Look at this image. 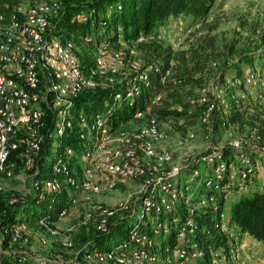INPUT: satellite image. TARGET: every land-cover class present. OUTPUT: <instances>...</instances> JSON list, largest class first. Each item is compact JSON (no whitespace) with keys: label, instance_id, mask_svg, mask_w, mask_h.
Masks as SVG:
<instances>
[{"label":"built area","instance_id":"obj_1","mask_svg":"<svg viewBox=\"0 0 264 264\" xmlns=\"http://www.w3.org/2000/svg\"><path fill=\"white\" fill-rule=\"evenodd\" d=\"M64 12L63 0H19L12 7L5 3L0 9V176L3 178L15 176L11 156L16 151L26 164L33 165L46 137L49 112L55 113L56 119L48 136L54 139L53 150H58L55 140L75 127L68 108L74 107L75 98L83 90L116 87L115 103L125 102L132 107L153 85L154 74L164 87L179 84L182 79L175 76L171 67L146 65L136 46L154 40L166 44V38L170 37L169 44L181 49L203 23L193 21L172 36L162 27L157 32L141 34L133 44L120 39V32L115 41L86 34L83 40L92 47L93 62L85 67L76 52V42L57 32L58 18ZM93 13L94 8L89 13L76 12L71 21L88 22ZM213 17L214 13H210L206 20ZM173 24L177 22L174 20ZM116 44L120 47L115 48ZM163 90H153L126 121L115 120L108 113L78 115L76 125L83 142L81 156H76V148L68 147L64 155L53 161L46 177H35L41 172L36 166L31 179L33 188L41 193L68 186L71 207L83 209L80 218L65 233H61L58 223L66 218L68 209H62L56 221L39 220L42 228L38 233L39 244L45 247L56 242L65 253L53 255L49 251L39 256L20 249L11 264L250 263L248 234L232 223L227 202L255 185L258 157L264 156V137L256 127L250 134L226 128L223 116L240 103L249 113L258 114L257 101L264 106V76L255 69L247 70L242 76L225 74L219 82L213 81L196 93L187 94L186 108L172 105L171 110L185 112L173 116L172 127H187L188 120L196 113L206 140L205 152L191 161L177 160L176 164L175 150L194 140L196 132L193 127H187L185 134L171 140L165 128L167 121L162 119L170 115L158 114L166 99ZM215 117L222 118L219 128L214 125ZM219 129L230 133L222 146L213 140ZM226 148L230 151L228 155ZM65 155L69 158L67 162H63ZM200 164H203L201 168ZM127 182L141 184L136 192L127 193L111 206L93 200L94 196L111 193ZM140 203L143 212L138 216ZM202 215H206L205 221L200 222ZM128 218L134 221L119 242L104 247L90 238L75 246L74 237L82 227L89 229L93 225L98 235L108 236L118 223H125ZM29 233L26 222L2 227V236H8L11 244H29ZM66 253L71 256L69 260Z\"/></svg>","mask_w":264,"mask_h":264},{"label":"trees","instance_id":"obj_2","mask_svg":"<svg viewBox=\"0 0 264 264\" xmlns=\"http://www.w3.org/2000/svg\"><path fill=\"white\" fill-rule=\"evenodd\" d=\"M63 1L65 3V12L58 18L59 26L56 27L57 32L58 34L64 33L66 37L76 42V46L78 47L76 52L85 67L90 66L93 62L92 47L83 40L86 34H93L96 39L105 37L111 41H115L117 40V33L120 32L122 36L120 39L128 42V44H133V41L141 34L147 35L148 33L157 32L171 18L181 16H192L193 21L198 20L203 22L201 27L194 31L191 36L205 28L214 30L217 27L215 22H211L214 17L210 21L206 20L209 14L213 13L217 0ZM17 2L19 0H0V9L3 8L5 3H9L12 7ZM119 5L121 6L120 9L118 8ZM92 8H94V13L90 16L88 22L71 21V17L76 12L84 11L85 13H89ZM259 26L261 25L259 24ZM246 29L251 30L250 32L255 31L254 26L252 28L247 27ZM246 38L244 37V39ZM118 47L120 45L116 44L115 48ZM136 47L138 56L142 58L146 65L160 64L162 68L171 67L175 76H179L182 81L177 85L168 84L164 87L158 81L157 75L154 74L153 85L142 93L140 102L132 107L127 106L125 102H121L120 104L115 103L113 96L116 87H96L83 90L75 98V110L71 112V118L75 123V127L72 131H68L62 138L58 139V150H53L54 139L46 134L41 150L34 158V167L38 166L41 169L40 174L35 177H46L50 173L53 161L58 155H64L66 148L74 147L78 151L83 148V142L79 138V128L76 125L78 115L81 112H84L86 116L93 113H108L115 120L118 118V120L126 121L134 110L142 105L144 99L153 93V90L159 91L167 88L168 97L171 96L175 101H178L180 100L181 91L187 87L204 85V82L207 81L209 76L215 73L216 69H220L217 71H220V76L224 77L227 70H234L238 72V75H242L243 67L249 66L255 68V66H258L259 73L264 76V34L260 37L258 36L256 43H247L240 38H232L224 41V39L207 33L198 36V38L189 43L186 49L182 50H175L171 44L166 45L162 41L155 40L138 44ZM233 57L235 59L231 62L230 58ZM217 59L221 60V64H218ZM164 107L158 111L161 117L183 114V112L178 110H168L167 105ZM233 107L229 115L223 116L225 117L224 121L227 123L226 128L232 127L239 134H250L254 127H256L258 134L264 137V118L261 116L262 119H259V113H249L248 109L242 103L238 106L234 104ZM55 119L56 116L54 113L53 121ZM215 119L217 122L214 125L219 128L218 122L222 118L215 117ZM53 124L50 122L49 126L52 127ZM224 151L226 155L230 152L228 148L224 149ZM50 156L53 159L46 162L45 160ZM72 161L75 162L74 160ZM13 171L15 175L14 168ZM69 191L70 188L64 186L60 191H45L41 193V191L35 190L30 183V192H27L26 195L10 197L6 202L0 203V233L2 234V227L4 225L18 221L26 222L29 227L31 240L42 229L39 225L40 219L46 218L50 221H56L58 220L59 212L65 208L68 209L66 218H70V211L74 207H71ZM13 198L16 200L10 202ZM227 208L233 224L254 239L264 242V180L256 185L255 179V185L249 192L235 194L227 202ZM205 217L206 215L199 217L200 222L205 221ZM33 224H35L36 229L31 228ZM129 227L130 224L126 225V223L120 222L108 236L98 235L93 225L89 229L82 227L74 237L75 246L82 245L90 238H95L99 246H102L106 237L119 238L121 240L126 235ZM218 238L215 241H218ZM210 241L212 240L210 239ZM2 242L4 245L8 244L10 247L21 245L20 243L11 244L8 236H2ZM171 242H174V238H171ZM23 245L25 246L26 244ZM14 255L2 256V264H11L13 257H15Z\"/></svg>","mask_w":264,"mask_h":264},{"label":"rangeland","instance_id":"obj_3","mask_svg":"<svg viewBox=\"0 0 264 264\" xmlns=\"http://www.w3.org/2000/svg\"><path fill=\"white\" fill-rule=\"evenodd\" d=\"M214 13V19L211 21L212 23H216L217 27L214 30H208V28L203 29L202 31L195 33L190 38H187L186 41H184V47L179 48L175 50H182L186 49L190 42L194 41L198 36L209 33L210 35L216 36L220 39H224V41H228L229 39H242V41H246L247 43H252L258 40V36L260 37L262 34H264V0H217L216 6L213 9ZM175 22L177 24H173L172 22H169L166 24L163 29L168 31L170 35L172 36L177 30L183 29L185 26L193 22L192 16H181L180 19H176ZM210 22V23H211ZM251 24V26H250ZM259 24L261 26H259ZM178 25V26H177ZM255 31L250 32L247 30V27H253ZM208 27V26H207ZM244 37H247L244 39ZM170 42V37L166 38V45H168ZM235 58H230L231 62ZM218 64H221V60L217 59ZM249 69H255L258 70V66H255V68L245 66L243 67L242 75ZM220 69H216L215 73L213 75L209 76L207 78V81L204 82V85L210 84L213 81L219 82L221 76L218 75L220 71H217ZM237 71L234 70H227L225 74H237ZM239 75V76H242ZM202 85H196L193 87H187L183 91H181L180 97L178 101H175L173 97H168V90L165 88L163 90L165 95V102L164 106L167 105L168 110H171L170 107L172 105L176 104L177 106H180L182 108H186L185 104V98L187 94L190 93H196ZM188 91V92H187ZM257 109L259 110V119L261 116L264 115V106L261 101H257ZM162 106L163 108H165ZM75 110V107L68 108V113H71ZM196 112V111H194ZM183 114L185 112L183 111ZM196 114V113H195ZM94 115V113H93ZM53 112H49L48 114V124L47 128L44 130L45 134H50L53 131V125L52 127L49 126V123L52 122L53 124ZM174 115H170L167 118H162L163 120L167 121L165 123V128L167 129V132L169 134V137L171 140L176 138L180 134L186 133L187 127H193L192 129L195 130L196 136L194 140L189 141L185 146L179 147L174 152V164L178 163L177 160H182V158H189L188 160H192L195 156H198L200 153L205 152V145L206 140L203 138L204 130L203 127L198 123L197 115L192 114V118L188 120L187 127L180 129V128H173L174 126L173 119ZM171 119V120H170ZM262 119V118H261ZM230 133L225 132L223 129H219L218 133L214 134L213 140H215L219 145H224L226 140L229 138ZM55 137H57V133L55 131ZM55 146L58 144V139L55 140ZM197 154V155H196ZM76 156H81V150H76ZM59 157H57L58 159ZM53 157H48L45 161L52 160ZM69 160L68 156H64L63 162H67ZM259 162V171H258V184L264 180V156L258 157ZM12 166L15 170V177L13 178H3L0 176V183L3 184V190L0 191V203L6 202L8 198L10 197H18L21 195H26L27 192H30V183L32 179V175L34 174L35 167L34 165L26 164L24 161V158L20 154V152H16L13 154L11 158ZM203 164H200V168ZM184 176V173H183ZM141 183L140 182H127L122 183L118 189L115 191L108 193V194H99L93 197V200L102 204H108L109 206L113 205L118 199H121L123 196H125L127 193H134L138 190V187ZM82 207L76 206L73 210L70 211V218H64L59 221L58 228L61 230V233H65V230L70 226L72 222H75L80 218L82 215ZM138 216L143 212L142 203H140L138 208ZM134 221L133 218H128L125 223L131 224ZM35 224H33L34 226ZM31 228H35L36 226ZM38 230V229H37ZM36 230V231H37ZM36 236L38 234H35ZM34 237L31 239V242L27 245H21L10 247L8 244H3L2 242V234L0 233V264L2 256L6 255L9 256L10 254H15L19 251V249H26L27 251H33L35 254L39 256H43L44 254H48V249L53 250V253L59 250L60 246L56 242H52L48 246H41L39 244V238ZM246 240L249 242V240H255L253 237L246 235ZM257 241V240H255ZM119 242L118 239H114L113 237H106L103 245L104 247H108L110 245H113L115 243ZM6 247V248H5ZM7 250L8 253H3V251ZM249 252L252 255V250L249 248ZM57 253V252H56ZM53 254V255H56ZM262 257H264V254H262ZM249 264H252L251 261H249Z\"/></svg>","mask_w":264,"mask_h":264},{"label":"crops","instance_id":"obj_4","mask_svg":"<svg viewBox=\"0 0 264 264\" xmlns=\"http://www.w3.org/2000/svg\"><path fill=\"white\" fill-rule=\"evenodd\" d=\"M176 19H180V17H177V18H171L169 20V22H172ZM168 22V23H169ZM167 23V24H168ZM258 177L256 178V185L258 184V181H257ZM256 240V239H255ZM255 240H249V247L251 248L252 250V258H251V262L252 264H264V257H262V254H264V242L262 241H255ZM20 250V249H19ZM48 252L49 251H52V248L51 249H48L47 250ZM57 252V253H56ZM55 253L58 254V253H61V252H64L65 253V250H58L56 251ZM3 253H8L7 250L3 251ZM1 255V254H0ZM11 255V254H10ZM16 255V254H15ZM14 255V256H15ZM45 255V254H44ZM67 260H69L71 258L70 254L69 253H66L65 254Z\"/></svg>","mask_w":264,"mask_h":264}]
</instances>
